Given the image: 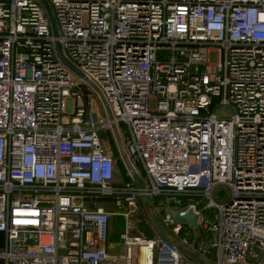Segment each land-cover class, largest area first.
Returning a JSON list of instances; mask_svg holds the SVG:
<instances>
[{"label":"built area","instance_id":"obj_1","mask_svg":"<svg viewBox=\"0 0 264 264\" xmlns=\"http://www.w3.org/2000/svg\"><path fill=\"white\" fill-rule=\"evenodd\" d=\"M47 1L57 37L40 0H0V258L105 264L119 214L123 264H199L175 210L197 216L212 264H264V0ZM55 40L112 120L78 103ZM112 122L135 171L122 184L98 135ZM155 197L163 228L146 237L131 217Z\"/></svg>","mask_w":264,"mask_h":264},{"label":"rangeland","instance_id":"obj_2","mask_svg":"<svg viewBox=\"0 0 264 264\" xmlns=\"http://www.w3.org/2000/svg\"><path fill=\"white\" fill-rule=\"evenodd\" d=\"M81 91H82V99L78 100V103H85L90 113H96L98 116H100L103 113V107L96 96V94L89 88L88 85L83 83L81 85ZM234 110L232 106H219L216 110V113L218 115L222 116H228L233 114ZM119 128L122 130V132L126 131V126L123 123L119 124ZM99 137L102 141L107 142L109 145V148H111L112 152H114V158L116 159V175H115V183L116 184H122L130 179L128 176V173L125 169V166L121 160V158L118 155L115 141L113 138V134L111 130H101L98 133ZM230 191L227 186L225 185H218L213 190V198L217 201H225L229 198ZM153 201H149L147 199L142 200V205L139 206V209H137L133 216L131 217V220L133 221V224L135 225L134 231L141 232L146 237H153L157 235V233L162 232V219L166 213L165 211V203L158 197L153 198ZM122 220L123 217L119 214L112 216V219L110 220L108 229L118 231L120 227L122 226ZM201 228V226H200ZM185 231L187 232L191 242L192 246L195 250H190L191 252V258L194 259L199 264H206L205 261L210 262L208 259L205 258V256L202 253H199L197 248L203 249L205 246V238L203 239V235L201 238H197L194 240V237L192 235V228H185ZM201 233L203 234V230H201ZM186 248L182 247V250ZM2 250L1 244H0V251ZM204 259L205 261L201 260ZM212 263V262H210Z\"/></svg>","mask_w":264,"mask_h":264},{"label":"water","instance_id":"obj_3","mask_svg":"<svg viewBox=\"0 0 264 264\" xmlns=\"http://www.w3.org/2000/svg\"><path fill=\"white\" fill-rule=\"evenodd\" d=\"M40 2L43 4L46 13L48 15L49 21H50V25H51V30H52V34L54 37L58 36V31H57V26H56V21L52 12V9L48 3L47 0H40ZM55 44V48L57 51V54L59 56V58L61 59V61L70 69L72 70L80 79H82V81L89 86V88L96 94V96L98 97V99L100 100L102 107H103V111L106 115V117L108 118V120H112V113L110 111V108L108 106L107 101L105 100L102 92L99 90V88L94 85L90 80H88L82 72H80L74 65H72L62 54L60 45L58 43L57 40L54 41ZM111 128V132L113 134V138L115 141V145H116V149L118 152L119 157L121 158L125 169L127 170V172L133 176L134 175V168L126 154L122 139L120 137L118 128L116 126L115 123H111L110 125ZM171 216L173 217V219L177 222L183 223L188 225L190 228H192L193 230L196 228L197 226V216L192 214L191 211H187V213L185 215H180L178 211L175 210H169ZM186 250V249H184ZM191 255V252L189 253ZM202 261H205L204 259L201 258ZM206 264H212L208 261H205Z\"/></svg>","mask_w":264,"mask_h":264},{"label":"crops","instance_id":"obj_4","mask_svg":"<svg viewBox=\"0 0 264 264\" xmlns=\"http://www.w3.org/2000/svg\"><path fill=\"white\" fill-rule=\"evenodd\" d=\"M112 219V218H111ZM123 226V220H122ZM122 226L118 231L108 229V239H107V251L109 259L105 264H123V247L119 240V233L122 230ZM0 244L1 248H4L5 236L0 232ZM0 264H5V261L0 258Z\"/></svg>","mask_w":264,"mask_h":264},{"label":"bare ground","instance_id":"obj_5","mask_svg":"<svg viewBox=\"0 0 264 264\" xmlns=\"http://www.w3.org/2000/svg\"><path fill=\"white\" fill-rule=\"evenodd\" d=\"M139 263L140 264H151V262L146 261L143 253H141L140 256H139Z\"/></svg>","mask_w":264,"mask_h":264}]
</instances>
